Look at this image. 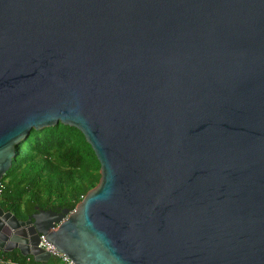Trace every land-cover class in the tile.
<instances>
[{"label": "water", "instance_id": "water-1", "mask_svg": "<svg viewBox=\"0 0 264 264\" xmlns=\"http://www.w3.org/2000/svg\"><path fill=\"white\" fill-rule=\"evenodd\" d=\"M57 123L99 181L73 211L0 206V250L264 264V0H0V180Z\"/></svg>", "mask_w": 264, "mask_h": 264}, {"label": "trees", "instance_id": "trees-1", "mask_svg": "<svg viewBox=\"0 0 264 264\" xmlns=\"http://www.w3.org/2000/svg\"><path fill=\"white\" fill-rule=\"evenodd\" d=\"M99 177V162L77 128L57 123L32 129L0 180V206L18 219H25L35 206L73 209ZM27 258L35 262L18 249L0 250V259L13 262L9 264H23ZM47 263L56 261L51 257Z\"/></svg>", "mask_w": 264, "mask_h": 264}, {"label": "built area", "instance_id": "built-area-1", "mask_svg": "<svg viewBox=\"0 0 264 264\" xmlns=\"http://www.w3.org/2000/svg\"><path fill=\"white\" fill-rule=\"evenodd\" d=\"M2 191H3V187H2V185L0 183V199H1ZM73 210H74V208L73 209H70V211H73ZM37 246L39 248H41L43 251H45V252H47L49 254V259L51 257H53L54 260L56 261L55 264H75L63 252L58 251L56 249V247L53 246L52 243H49V242L45 241V239H44V237H43L42 234L39 235V241L37 243ZM0 263L1 264H9V263H13V262L10 261V260H6V259H0ZM23 264H48V263L47 262L46 263H41V262H38V261L31 262L29 260V258H27V260Z\"/></svg>", "mask_w": 264, "mask_h": 264}, {"label": "flooded vegetation", "instance_id": "flooded-vegetation-1", "mask_svg": "<svg viewBox=\"0 0 264 264\" xmlns=\"http://www.w3.org/2000/svg\"><path fill=\"white\" fill-rule=\"evenodd\" d=\"M36 210L34 209V211L33 212H31L28 216H30L32 213H34ZM27 216V217H28ZM27 217L25 218V219H27ZM25 219H23V220H25Z\"/></svg>", "mask_w": 264, "mask_h": 264}]
</instances>
